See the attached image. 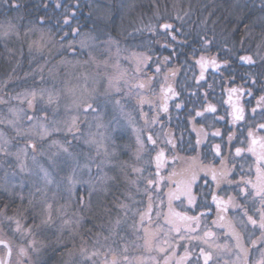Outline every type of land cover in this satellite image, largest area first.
<instances>
[{
    "label": "snow or ice",
    "instance_id": "snow-or-ice-1",
    "mask_svg": "<svg viewBox=\"0 0 264 264\" xmlns=\"http://www.w3.org/2000/svg\"><path fill=\"white\" fill-rule=\"evenodd\" d=\"M4 2L8 4L9 10L21 7L17 0H4ZM153 5L157 8V21L164 19L158 12L159 5L157 0H153ZM45 7H47L46 4ZM55 7L57 9L64 8L62 19L57 18L53 21L52 17L41 16L37 20L29 21L31 26L26 31H38L40 33L39 40L34 42L38 49L48 46L56 48L57 53L62 56L61 63H71L70 60L66 61L63 59L65 55L76 58L86 57L82 61L83 64L96 62V58L93 55L94 51H106L111 55L113 47L116 49L115 55L119 56L121 51H128V49L121 48V40L117 39V36L123 37L124 42L132 49L145 47L143 43L145 31L153 36L163 35L166 42L161 47L168 48L169 42H167V38H170L171 42H177V34L183 33L184 17L188 15V12H185L183 16L177 13L173 17L175 21L181 22L179 26L174 22L165 21L157 25L148 24L143 27H137V20L128 19L124 12L125 7L131 9L133 5H125L124 0H119L115 7H112L111 2H109L102 17L104 21L102 24L96 23L94 20L88 31L84 32L82 31L83 25L78 19L79 12L84 7L80 0H75L72 4H62L57 0ZM88 7L92 9L93 5L90 3ZM259 7L264 9V0H260ZM88 15L89 17L93 15L91 10ZM211 15L212 13L210 12L209 16ZM20 19H23V17H20ZM244 20L245 17L243 15L236 18L229 34L233 40L231 46H229V38L217 40L215 35L210 38L206 32L203 35L198 34V40L201 45L200 50L207 52L211 47L215 46L218 54L224 53L223 58L220 59L217 56L205 55H199L197 58V50L193 49L191 56L194 58V63L190 62L188 56H185L184 63L179 66L169 67L172 64V59L175 57L178 60L180 56L174 46L170 55L164 56L163 59L157 57L153 60L145 52L136 51H133L130 57H124V59L134 63L133 80L135 81L128 86L129 81L124 80L125 86H128V91L124 93V97L136 100L139 119L143 122L141 126H137L136 119L125 111V103L122 102L123 97L113 99V94H118L121 91L119 81L125 75L126 70L119 72L116 76H108V85L104 92L97 93L96 89H93L92 94L83 102L82 107L77 103L75 105L77 114L71 116L70 120L63 119L61 116L58 102L59 93L53 95L52 92L48 91L45 99L47 90L41 89L39 92L33 90L31 93L13 97V99H20L22 103L26 101L27 108H10L11 119L0 117V125L9 127L15 134L12 137H8L3 131H0V160L7 164V168L3 169V177H0V189L8 193L12 188H15L14 178L17 176V168L20 173L29 175L33 173V167H30L27 163L29 159L32 161V165L42 173V179L45 181V188L33 185L35 193L31 194L35 197L36 193H39L43 198L38 202L35 199H29L27 206L23 207L22 211L19 212V215L27 220V214L35 211L37 203L43 205L42 211L32 217V225L25 229L20 219L7 217L9 221L15 223L14 231L20 232L23 229L25 234H31L33 227L36 229H40L42 226L50 227L53 221V205L48 201L46 191V185L52 184L53 180L50 178L48 169L38 162V156L46 155L40 145L59 133H64L66 137L71 135L73 139H79V114L82 112L87 117L89 113H93L95 114L93 118L99 120L102 119L100 116L101 111H106L109 106H112L119 110V114L124 119L125 124H121L120 120L113 116L112 121H110L112 125L111 131L100 133V136L115 143L117 140H123L127 136L128 127H131L136 143L135 160L137 162L143 160V163L139 166H131V173L136 177L135 179H132L128 172L125 171L124 173L126 182L135 186L136 189L135 193L131 189L126 191L124 193L125 198L137 202L134 197L137 194H141L148 201L144 211H139L138 213L134 211V214L140 216V227L133 225L137 239H143L144 245L149 249L155 244L156 251L163 256V264H172L173 261L174 264H193L192 254L197 247L193 242L196 241L208 245L209 248L215 247L229 252L233 248L237 249L236 264H241V262L242 264H264V247L258 249L257 258H252V252L257 251L255 246L258 243H264V135H258V133L264 132V71L256 74L249 72L246 76L241 77L244 83L248 85L247 88L230 86L226 89L228 100L225 103L231 108V111L226 112L227 117H230L228 123L233 127L241 128L243 124H247V147H235L233 154L232 145L236 137L234 132H229L227 136V152H225L221 131L219 129L213 131L211 133L212 137H221V143L212 144L210 148V152L214 154L212 160H219L218 167L203 165L202 163L198 165L196 163L203 152L202 145L205 144L208 138V133L205 131L203 124L199 128L196 127L197 118L208 120V115L206 114H210L215 121L225 120V116L216 115L218 109L215 104L202 102L200 110H195L194 108L188 110L187 123L191 125V131L196 133V139L195 143L189 140L187 148L184 147V133L188 130L187 127L180 128V134L177 136L175 131L167 129L164 123V115H168L169 123L171 122L169 101L174 102L182 95V92L177 91V88L174 87L175 84L179 83V74L182 71L187 76L188 70L194 69L195 66L199 68V75L194 77L197 91L190 92L189 96H199V89H203L207 83L206 73H208L209 69H212L213 73L220 74L222 92L225 91L226 76L229 85L235 84L237 71L232 66L233 58L238 55V50L235 48V35L240 31V24L243 23L244 34L239 41L241 49H243L245 42L252 38V29L256 26L244 23ZM73 21H75L74 27L72 26ZM206 22L207 18L204 23ZM139 23L143 24V21L140 20ZM213 23L215 24L216 21H213ZM258 26L260 33L257 55H259V49L264 48V15L258 18ZM0 27H3V25H0ZM7 27L12 30L17 28V25L13 23L12 19H9ZM114 31L117 36L112 34ZM151 43H158V41H151ZM178 43H181L184 47L188 46L187 39ZM76 63H81V60L77 59ZM103 63L105 67L109 66L108 58ZM237 63L241 67L247 65L249 68H253L256 67L257 60L253 55H239ZM153 65H155L154 68ZM185 65H187V68H185ZM260 65L264 68V56H260ZM113 67L119 69V60ZM165 69L167 70L165 71ZM149 73L151 74L149 75ZM161 75H163L167 86L161 85L160 92L157 94L153 86ZM87 79L85 77V81ZM182 87H191V85H188L186 80ZM208 88L212 89L213 85L209 84ZM85 90H87L86 86ZM257 92L260 93L259 96L256 95ZM209 95L208 91L204 92L205 102L208 100ZM242 96L249 97L246 102L248 104H251L252 99H255V105L251 107L250 116L247 114L245 106L241 103ZM233 97H235V100ZM158 99L160 103H157ZM0 103H6V101L0 98ZM38 104H40L39 107L37 106ZM145 105L148 106V111H144ZM185 107L186 104L184 102L175 103V108L178 111H182ZM67 111H70V109H66ZM149 112L153 113L150 118ZM253 124H255V129L252 126ZM157 126L159 127L157 128ZM208 126L211 127L212 123L209 122ZM101 127L107 129L108 126L98 123L97 128ZM20 141H23V144H20ZM86 143L95 144L97 148L96 155L100 156L102 144L97 143L95 139L86 141ZM243 144L244 141L242 140L241 145ZM49 146H57L69 157L73 156V153L69 151L70 140L66 139L64 145H61L57 140H51ZM13 148H15V151H13ZM180 150L195 152L197 155L186 158L179 157L176 153ZM248 154L254 159L245 168V163L249 160ZM54 155L56 154L53 153ZM103 155L105 157L110 155L106 147H104ZM145 156L148 157L147 160H144ZM179 159H186L190 163L179 172L173 168L172 171L168 172L167 176H164L162 174L163 171L175 164ZM10 160L15 161V166ZM48 161L54 169H58L63 163L62 161L58 163L51 156L48 157ZM106 162V160H100L97 163L95 157L89 158L83 164L77 161L73 166L71 175L67 178L66 186L61 189L63 181L57 182V192H54L53 195L60 194L61 198L65 199L67 206H71L75 198L78 208L83 209L87 206L91 209L92 195L99 190L96 187L97 182L103 184H106L108 180L117 184L120 182L118 176L107 177L106 173H104L105 178L99 175L93 177V166L98 172L103 173L102 165ZM152 168L155 169L154 172L150 171ZM77 169H80V172L86 171L88 174L87 178H83ZM145 172L148 174L144 175ZM253 172L255 174L254 179ZM140 180L145 181V186L142 190L139 187ZM161 181H166L168 186L167 193H164L167 197L166 212L163 211L162 207L165 201L161 195L164 188ZM173 184L175 185L174 188L171 186ZM77 185H80V188H77ZM23 186V177H21V187ZM229 190H231V194H227L225 199L220 193H228ZM78 191H86L88 193L87 205L82 195H76ZM103 191L107 195V188H104ZM209 197L210 203L208 202ZM19 199L23 204L24 197L21 195ZM157 199L159 204L155 203ZM173 201H179L181 208L184 210L176 211L173 207ZM213 205L215 206L216 219L212 223L214 226L224 229L223 235L226 242L223 245L215 244L214 239L213 242L209 241V238L216 237V234L211 230L204 231L203 236L199 235L201 222L212 211ZM117 207L122 210L128 209V205L125 203H119ZM200 208L207 209V211L197 212V209ZM102 210L105 213L111 212V209L107 206H104ZM229 210L234 213L231 217L228 216ZM3 211V209H0V213H3ZM153 211H155L156 220L152 218L151 213ZM189 212L193 214L189 215ZM257 215L258 219L255 218ZM160 217H163V223L159 222ZM37 218H39V223H36ZM146 219L148 226L144 224ZM234 222H238L244 228H247L248 225H252L253 228L258 227L261 231V236L256 240H250L249 246L245 247L241 232L237 231ZM72 223L71 219L63 220L64 226H69ZM75 223L78 226L80 219H77ZM120 223L121 221L117 220L116 226H119ZM153 225L154 227H152ZM140 228H143L142 236L140 235ZM112 232L115 234V228L112 229ZM251 235L252 233H249V238H251ZM161 237H163L162 240ZM228 237H231L234 244L230 245L227 242ZM108 239L109 237H105V241ZM0 244H3L4 248L7 249V256H11L12 250L9 244L4 240H0ZM29 247L32 248L33 252H39V249L33 246V242L29 243ZM59 247H64V245L58 243ZM181 247L184 249L182 255L178 253V249ZM86 253L87 250L85 248L80 249L81 264H85V262L96 264L94 257H98L100 251L97 249L91 253ZM20 255L27 257V250L22 247ZM201 258L203 259V264H210L213 259L212 253L207 252L204 247H199V255L196 257L195 264H199ZM123 259L127 261L128 258L124 256ZM0 264H11V262L5 257L0 259ZM17 264H21V262L17 261ZM28 264H40V262H33L29 259ZM102 264H119V261L113 256L109 262L105 253Z\"/></svg>",
    "mask_w": 264,
    "mask_h": 264
},
{
    "label": "flooded vegetation",
    "instance_id": "flooded-vegetation-1",
    "mask_svg": "<svg viewBox=\"0 0 264 264\" xmlns=\"http://www.w3.org/2000/svg\"><path fill=\"white\" fill-rule=\"evenodd\" d=\"M114 3L119 2V0L113 1ZM145 10L144 13L147 15L144 17L143 23L157 25L158 23H163L165 21L174 22L176 25H179L180 21H175L173 17L175 13L172 11L164 12L162 9L165 7L163 5H159L158 12L164 18L159 21L156 19V13L151 11V7L153 5V0H145ZM157 4L159 2L157 1ZM186 5L185 2H182V6ZM260 0H194L193 5L191 6L190 16L184 17L183 25H185L188 29L185 30L183 26V33L177 34V42H171L170 38H167V42H169L168 48L161 47L162 44L166 42L165 37L163 35L160 36H153L151 33L145 31L144 37L145 47L135 48L132 49L128 47V55H131L133 51L136 52H145L147 55H150L153 60L157 57L163 59L164 56H169L172 47L176 48V51L180 53L179 59L177 60L175 57L172 59L171 66H179L180 64L184 63L185 56L189 57L190 62L194 63V58L191 56V52L193 49H196V57L198 58L199 55L205 56H217L218 59L223 58L224 53L217 52L215 46L211 47L207 52H203L200 50L201 45L198 40V34L203 35L205 32L211 38L213 35L216 36L217 40H222L224 38H229V46L233 44V40L230 38V32L233 24L236 21V18L240 15L245 17L244 23L249 25H256L252 29V38L247 40L241 49L240 46V38L244 34L243 23L240 24V31H238L235 35V48L238 50V55L235 56L232 60V66L236 68L237 71V78L235 80V84L229 85L227 83V76L225 77L224 89L225 91H221L220 86V74L213 73L212 69L208 70L206 73L207 83L204 85L203 89H199V96H189L190 92L197 91L195 84L196 81L194 79L195 76L199 75V68L195 66L194 69H190L187 71V76L182 71L179 74V83L175 84L174 87L177 88V91H181L182 95L176 99L174 102L169 101V108H170V115H171V122L169 123L168 115H164V123L165 127L169 130L175 131L176 135L179 136L180 128L187 127V131L184 133L185 144L184 147L187 148V143L191 140L192 143H195L196 133L191 131V125L187 123L188 119V110L194 108L195 110L201 109V104L203 103H213L217 106L218 112L216 115L225 116V120L223 121H215L213 120L210 114L208 115V120H204L202 118H197L196 127L199 128L203 124L205 131L208 133L207 141L204 145H202L203 152L200 155V158L196 161V163L203 164V165H214L219 166V160H212L213 153L210 152V148L212 144L221 143V137H212L211 133L216 129H219L222 133L223 137V147L225 152H227V136L229 132H234L236 139L232 145V152L234 154L235 147H247V131L248 126L247 124H243L241 127H233L228 123L230 117H227L226 112L231 111L230 106L225 103L228 100V94L226 89L228 87H245L247 88L248 85L244 83V80L241 77L246 76L249 72L252 74H256L260 71H264V68L260 65V56H264V48L259 49V55H257L258 49L257 44L259 43V33L260 28L258 26V18L261 15H264V9L259 7ZM169 7V6H166ZM212 13L209 16V13ZM207 18V22L204 23L205 19ZM227 18V19H225ZM213 21H216L214 24ZM185 39L188 41V46L184 47L181 43ZM151 41H158V43H151ZM150 49V50H149ZM239 55H253L254 58L257 60L256 67L249 68V66L244 65L243 67L239 66L237 63ZM155 65H153V68ZM187 68V65H185ZM167 69H165L166 71ZM151 73H149L150 75ZM187 80L188 85L191 87H182L185 81ZM135 82V81H134ZM212 84L213 88L209 89L208 85ZM161 85L167 86L164 82L163 75H161L158 81L154 84V90L157 94L160 92ZM208 91L210 93L208 100L204 101V92ZM257 96L260 95L259 92L256 93ZM235 100V97H233ZM128 103V110L129 113L136 119L137 126L142 125V121L139 119V110L136 107V100L134 98H129ZM249 100V97L242 96L241 103L245 106L247 114L251 115V107L255 105V99H252L251 104L246 103ZM184 102L186 107L182 111H178L175 108V103ZM157 103H160L159 99ZM144 111H148V106H144ZM153 113L149 112V118ZM194 115V111H193ZM209 122L212 123V126L209 127ZM179 125V127H177ZM255 129V124L252 125ZM159 126H157L158 128ZM258 135H264V132L258 133ZM244 141V144L241 145V141ZM112 141V140H111ZM136 148L135 143V136L132 133L131 127H128L127 136L123 140H117L115 143L112 141V159L107 163L108 166L103 167V173L97 172V175L104 177V173L108 175V177L118 176L120 178L119 184L111 181L110 186H107L103 183L97 182V189L100 193V200L99 203L93 207V200H91L92 208L89 209L87 206L83 209L77 207V203L75 198L71 205L76 207L79 211L80 216V223L78 226L75 227H66L63 225V231L61 233L60 244H63L64 247H55L54 242L46 244L44 251L40 250V255L38 252H33L32 248L29 247V243L33 242V246L37 248V242L35 239V235L33 234L29 240L22 238L20 232H15V223L13 221H9L7 217H14L16 218V212L22 211L23 207L27 206V201L29 199H35L32 195L30 198H27L26 195H23L24 201L23 204L21 203L19 197L15 198L14 196H9L3 191L0 192V209H3V213H0V240L6 241L9 246L11 247V256H7V249L4 248L3 244H0V259L7 257V259L11 262V264H17V261H20L21 264H28L29 259L33 262L39 261L40 264H81L82 257L80 255H75L73 259L70 261V257L66 256V250L74 249L77 246L89 244L93 245V251L99 250L100 255L98 257H94L96 260V264H102L104 261L105 253L107 254L109 262L113 258L119 261V264H163V256L156 251V245L153 244L152 248L149 249L144 245L143 239H137L135 230L133 225L136 227H140V216L138 214H134V211L137 213L139 211H144L148 201L147 198L141 194H137L134 197V200L137 202H133L132 200H128L125 198L124 193L131 189L133 193H135L136 189L135 186L129 185L124 177L125 171L129 173V176L132 179L136 177L131 173V166L136 165L139 166L143 163L142 161L137 162L135 160L134 152ZM46 155L41 156L42 162H44L45 167L47 166L48 157L52 152V147H46ZM31 153V152H30ZM114 153V154H113ZM179 157H190L196 156L195 152L191 151H183L180 150L176 153ZM249 160L245 163V168H247L248 163H252L254 158L250 157ZM10 159V158H8ZM148 157L145 156L144 160H147ZM10 162L14 165V160H10ZM170 162V157H169ZM190 161L186 159H179L176 161L175 164L167 167L165 171H163V175L167 176L168 172L172 171L175 168L176 171H180L181 169L188 166ZM6 164V163H4ZM7 166V164H6ZM15 166V165H14ZM231 166V165H229ZM11 171V170H9ZM150 171H155L154 168L150 169ZM110 174V176H109ZM148 173L145 172L144 175ZM254 172H253V179H254ZM26 179V175L24 176ZM247 178V177H245ZM239 179V177H237ZM23 181H26L23 179ZM164 185L163 199L165 201L163 207V211H167V197L164 193H167L168 186L166 181H161ZM26 184V183H25ZM29 187V183L26 184ZM145 186V181H139V187L141 190ZM173 188L175 185H171ZM25 187V186H24ZM104 188H107V195L103 191ZM31 189V188H30ZM24 191V189L22 190ZM35 193L31 192L30 194ZM94 194V193H93ZM222 196L227 198V194H231V190L228 193H220ZM84 197L85 204L87 205L88 202V193L83 191L80 196ZM93 196V195H92ZM208 202L210 203V197L208 198ZM119 203H125L128 205V209L122 210L117 207ZM156 204H159V200H155ZM186 204V201H185ZM7 205V207H5ZM107 206L111 209L110 213L103 212V207ZM173 207L176 211H183L184 209L181 208L179 201H173ZM251 207V205H250ZM200 211H207V209H197V212ZM193 213L189 212V215ZM28 221H33L32 217L36 216V212H29L28 214ZM153 220H156L157 217L155 216V211L151 213ZM234 213L232 210H229L228 216H233ZM255 218H259L258 215ZM18 219V218H17ZM216 219V212L215 206H212V211L202 220L201 222V229L199 231V235L203 236V232L207 230H211L216 234L215 238H209L210 242L215 244L223 245L226 240L223 235L224 229L218 228L213 225L212 221ZM120 220L121 223L119 226H116V221ZM160 223H163V217L159 219ZM33 224V223H32ZM31 224V225H32ZM145 226H148L147 219L144 222ZM234 226L236 227L237 231L241 232V236L243 238L244 246L248 247L250 244V240H256L261 236V231L258 227L253 228L252 225H248L247 228L241 226L238 222H234ZM154 227V225L152 226ZM35 228V227H34ZM115 228V234H113L112 229ZM72 230H75L72 233ZM50 233V234H49ZM249 233H252L251 238H249ZM53 231L52 229L48 232V238L52 237ZM140 235H143V228H140ZM105 237H109L107 241H105ZM163 237H161V240ZM99 241V243H97ZM227 242L231 245L234 244V241L231 240V237H228ZM197 245L195 252L192 254L193 264H195L196 257L199 255V247H204L207 252L212 253V261L210 264H236V253L237 249L233 248L231 252L224 250V249H217L215 247L209 248L208 245L203 244L202 242L196 241L193 242ZM25 248L28 252V256H21L20 249ZM257 251L252 252V258L255 259L258 257V249L264 247V243H258L256 246ZM58 248V250H56ZM38 249V248H37ZM127 249V251H125ZM251 251V249H250ZM184 249L181 247L178 249V253L182 255ZM87 253H91L87 251ZM86 253V254H87ZM77 256V257H76ZM127 256V261L123 258ZM85 264H89V262H85ZM174 264V261L172 262ZM199 264H203V259L201 258ZM242 264V262H241Z\"/></svg>",
    "mask_w": 264,
    "mask_h": 264
},
{
    "label": "rangeland",
    "instance_id": "rangeland-1",
    "mask_svg": "<svg viewBox=\"0 0 264 264\" xmlns=\"http://www.w3.org/2000/svg\"><path fill=\"white\" fill-rule=\"evenodd\" d=\"M144 1L145 0H124L125 5H133L131 9L125 7L124 12L126 13L129 19L137 20V27H143L144 25H146L144 23H139L140 20L144 21V17L147 16L144 12L143 14L141 13L143 11V7L145 6ZM157 1L159 2L158 5L165 6L162 11H172L175 13V15L178 13L182 16L185 12H188V15L185 17L190 16L191 6L194 3V0ZM182 2H185L186 5L182 6ZM102 9L103 8L101 7V4L99 3V7H97L95 13L93 12V14L96 18L104 22L102 17L105 14V10L102 11ZM166 9L169 11H167ZM151 11L155 12L157 11V8L152 5ZM9 19H12L13 23L17 25V28L12 30L8 29L7 21ZM185 21L187 20L185 19ZM0 25H3V27H0V98L6 101V103H0V117L4 119H11L12 117L9 112L10 108H27L26 101L22 103L20 99H13V97H17L18 95H23L25 93H31L33 90L39 92L41 89H44L47 90L45 92V99L47 98L48 91L52 92L53 95L59 93L58 102L61 111V116L63 119L70 120L71 116L77 114L75 107L77 103L80 104L82 107L83 102L87 100L90 94H92L93 89H96L97 93L104 92L105 88L108 85V76H116L119 74V72L125 70V75L119 81L121 91L118 94L114 93L113 99L123 97L124 99L122 100V102L125 103V111L129 113L127 103L129 101V98L124 97V93L128 91V86H130V84L134 82V63H131L129 60L124 59L125 56H131L128 55L126 51H121L119 56L115 55V47L112 48L111 55L106 51H94L93 55L96 58V62H92L89 64L82 63L83 59H85L86 57L76 58L71 57L69 55H65L63 59L66 61L70 60L71 63H61L62 56L57 53L56 48L48 46L43 49H38L37 45L34 42L39 40L40 33L38 31H26L31 25L28 21L20 19V16H18V19L17 17L0 18ZM183 26L185 27V30L188 29L185 25ZM82 31L87 32L88 29H82ZM112 34L114 36H117V33L115 31ZM145 38L147 37H144L143 43L146 40ZM117 39L121 40L120 46L122 49L130 47L124 42L123 37L117 36ZM106 58H108L109 65L107 67H105L103 63ZM77 59H80L81 63L77 64ZM117 60H119V69L113 67V65L116 64ZM85 77L88 78L87 81H85ZM124 80L129 81L128 86H125ZM85 86L87 90H85ZM37 106L39 107L40 104H38ZM66 109H70V111L66 112ZM94 116L95 114L93 113H89L87 117H85L82 112L79 114V139H73L71 135H68L66 137L64 133H59L53 135L49 140H46L42 145H40L43 150H46V147H50L49 145L51 144V140H57L60 142L61 145H64L65 140L67 139L71 141L69 151L73 153V156L69 157L59 147L51 146L52 152L50 156L58 163L61 161L63 162L58 169H54L52 165L49 164V161L47 162L46 166L50 173V178L53 180L52 184L46 185L47 199L53 205V221L51 226H42L40 229H36L33 227L31 234H25L23 229L20 231L21 237L25 238L26 240H29L30 238L34 239V237H32V235L34 234L37 242V248L42 249L43 251L45 249L46 244H50L51 242L52 245L54 242V246L58 247V243H60L61 233L63 231L64 219H71L73 223L70 226L72 227L77 226L75 221L77 219H80L79 211L76 207H73L72 205L67 206L65 199H62L60 194H57L56 196L53 195L54 192H57V182L63 181L61 183V189L66 186L67 178L69 177V175H71L73 166L76 164L77 161L80 164H83L89 158L95 157L97 163L100 160L107 161L105 164L102 165L104 167L108 166L109 164L107 163L112 159V141L109 139L102 138L100 136V133L111 131L112 125L110 124V121H112L113 116L119 119L121 124H125V121L120 116L119 110L113 108L112 106H109L106 111H101L100 116L102 117V119H94ZM98 123L107 125V129L104 127L97 128ZM0 131H3L8 137H12L15 135L14 132L5 125H0ZM91 139H95L97 143L103 145V147L100 148V156L96 155L97 148L95 144L86 143V141H89ZM20 144H23V141H20ZM104 147L107 148V151L110 154L107 157L103 155ZM13 151H15V148H13ZM53 153H55L56 155L53 156ZM37 159L40 164L44 165L41 156H38ZM27 163L30 167H33V173L31 175L26 173H20L19 169L17 168V176L14 178V183L16 186L15 188H12L10 192L6 193L7 195L14 196L15 198H18L21 195H26L27 198H30V193L35 192V187L33 185L45 188V181L42 179V173H40L39 170L32 165V161L30 159L27 161ZM5 168H7L6 164L3 163V160H0V177H3V169ZM77 171L82 175L83 178H87L88 174L86 171L80 172V169H77ZM97 172L98 171L96 170L95 166H93V177L97 176ZM25 175L26 179L24 178ZM21 177L26 180L23 181V185L25 187H21ZM110 182L111 181L108 180L105 185L110 186ZM25 183H29V187H27ZM77 188H80V185H77ZM23 189L24 191H22ZM1 191L3 190L0 189V192ZM82 192L83 191H78L76 195L80 196ZM100 193L102 192L96 191L93 194V207L99 203ZM42 198L43 197L41 196V194L36 193L35 200L37 202ZM42 208L43 205L37 203V207L35 209L36 215L37 213H40L42 211ZM17 218L21 220V224L25 229L33 223V221L27 222L28 219L25 220L23 217H21L19 215V212H16V219ZM36 223H39V218H37ZM51 229L53 231V234L51 238H48L47 235ZM74 232L75 230H72V233ZM81 248H85L87 251L92 252L94 246L84 244L75 247L71 251H69L70 249L66 250V256L70 257V261L75 255L81 256ZM40 253L41 252L39 250L38 254L40 255Z\"/></svg>",
    "mask_w": 264,
    "mask_h": 264
},
{
    "label": "trees",
    "instance_id": "trees-1",
    "mask_svg": "<svg viewBox=\"0 0 264 264\" xmlns=\"http://www.w3.org/2000/svg\"><path fill=\"white\" fill-rule=\"evenodd\" d=\"M113 1L115 0H80V3L84 5V7L80 10L78 16L80 23L83 25L82 29H89L94 20L96 21V23L102 24L103 22L100 19L96 18L94 14L89 17L88 13L90 10L92 11V13H95V10L97 9L96 4L99 5V3L103 8L102 11L106 10L109 2H111L112 7H115L116 3H114ZM17 2L21 5V7L19 9L9 10L8 4L5 3L4 0H0V18L17 17L18 19V16H20L23 17L22 20H26L29 22L37 20L41 16H45L52 17V20L55 21V19L57 18L62 19V14L64 13L63 7L59 9L55 7L57 0H17ZM59 2L62 4H72L75 2V0H59ZM90 3L93 5L92 9H89L88 7ZM45 4L47 5V7H45ZM144 10L145 7H143V11L141 12L142 14ZM72 26H75V21H73Z\"/></svg>",
    "mask_w": 264,
    "mask_h": 264
}]
</instances>
